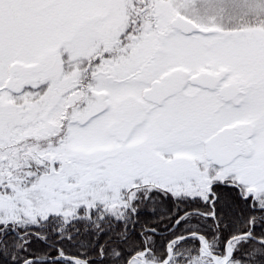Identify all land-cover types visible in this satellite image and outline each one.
<instances>
[{
	"label": "snow or ice",
	"instance_id": "1",
	"mask_svg": "<svg viewBox=\"0 0 264 264\" xmlns=\"http://www.w3.org/2000/svg\"><path fill=\"white\" fill-rule=\"evenodd\" d=\"M0 264H264V0H0Z\"/></svg>",
	"mask_w": 264,
	"mask_h": 264
}]
</instances>
